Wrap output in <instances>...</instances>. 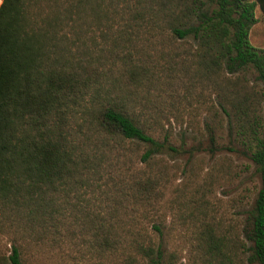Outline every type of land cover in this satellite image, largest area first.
<instances>
[{"label":"trees","instance_id":"obj_1","mask_svg":"<svg viewBox=\"0 0 264 264\" xmlns=\"http://www.w3.org/2000/svg\"><path fill=\"white\" fill-rule=\"evenodd\" d=\"M124 1L132 18L123 17L122 44L95 37L111 28L119 0L2 3L0 237L13 244L9 253L0 247V264H24L28 240L59 245L72 225L102 258L133 249L148 264H165L162 244L122 233L129 208L152 206L162 179L131 173L128 152L146 145L139 163L147 165L163 153L166 141L142 121L166 95L163 85L181 94L179 87L188 84L191 93L209 83L217 102L206 122L209 151L219 148L216 127L227 125L229 149L251 161L261 184L243 227L246 242L228 246L211 236L200 247L207 264H264V49L250 40L264 0ZM162 20L172 45L155 58L135 38ZM184 42L190 46L182 50Z\"/></svg>","mask_w":264,"mask_h":264},{"label":"rangeland","instance_id":"obj_2","mask_svg":"<svg viewBox=\"0 0 264 264\" xmlns=\"http://www.w3.org/2000/svg\"><path fill=\"white\" fill-rule=\"evenodd\" d=\"M119 3L117 11L111 14V28L102 26V38L100 31L96 32L95 37L102 44L107 40L122 44L128 36L123 30V17H132L127 8L123 9L125 1L119 0ZM132 3L137 4V1L132 0ZM168 8L169 4L166 12ZM256 18L258 22L252 27L250 40L256 48L264 49V14L260 8L256 10ZM169 35L168 23L162 20L158 26L142 29L135 40L147 47L153 57L159 58L171 48ZM162 41L165 46H161ZM189 46L184 42L182 50ZM254 78V75L248 77L251 81ZM185 86L179 87L181 94H177L176 85H163L166 95L157 100L156 106L151 105L153 116L148 114L147 122L142 118L151 135L166 141L163 153L156 155L151 165L140 164V157L148 147L143 144L130 146L128 155L132 161L128 159L126 166L129 171L135 173L141 169L154 176L161 173L162 179L152 206L129 208L122 233L129 239H152L156 246L162 244L165 264H207L200 246L205 245L208 237L228 246L246 242L243 227L261 180L256 167L238 147L235 151L229 149L234 145L231 146L232 136L227 125L216 127L221 137L219 148L214 153L209 151L206 122H211L212 112L217 110L215 91L210 83L206 87L197 84L192 94ZM214 125L217 126L215 121ZM74 227L63 228V241L59 245L48 240L42 243L28 240L22 251L24 264H148L149 260L133 249L119 250L102 258V252L85 242L87 239L79 228L75 233L70 232ZM12 244L10 236L0 237L2 250L9 253ZM240 250H236L239 256L234 261L244 257Z\"/></svg>","mask_w":264,"mask_h":264},{"label":"crops","instance_id":"obj_3","mask_svg":"<svg viewBox=\"0 0 264 264\" xmlns=\"http://www.w3.org/2000/svg\"><path fill=\"white\" fill-rule=\"evenodd\" d=\"M3 1H4V0H0V8H1V6H2ZM258 8H259V7H258ZM258 8H257V9H258ZM257 9H256V10H257ZM260 10H261V9H260Z\"/></svg>","mask_w":264,"mask_h":264}]
</instances>
